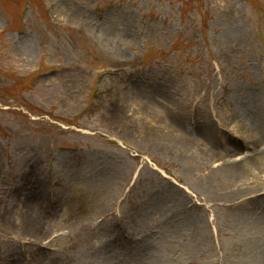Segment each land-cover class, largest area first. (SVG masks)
Listing matches in <instances>:
<instances>
[{"label": "rangeland", "instance_id": "1", "mask_svg": "<svg viewBox=\"0 0 264 264\" xmlns=\"http://www.w3.org/2000/svg\"><path fill=\"white\" fill-rule=\"evenodd\" d=\"M167 101L192 147L203 123L234 153H173L142 124ZM253 108L264 132V0H0V264H236L264 248V190L207 183L264 149L240 133ZM35 182L40 237L14 207Z\"/></svg>", "mask_w": 264, "mask_h": 264}, {"label": "bare ground", "instance_id": "2", "mask_svg": "<svg viewBox=\"0 0 264 264\" xmlns=\"http://www.w3.org/2000/svg\"><path fill=\"white\" fill-rule=\"evenodd\" d=\"M26 43V41L24 42ZM162 105V106H161ZM159 106H155L152 108L154 109V112L152 113V118H146L145 121L142 123L144 126L145 124L151 128H153L157 132L158 136H163L168 139L169 143L168 145L172 146L173 153L177 152L176 150H189L192 151L193 148L195 152L191 153L192 156L195 158H203V159H211L218 157L222 152L229 156V152L231 151L234 153V150L229 147V143H226V145H223L221 148L214 147L215 143H217V140H219L221 136V131L216 132L213 127L210 128V126H205V124H199V139L197 142V145H194L193 147L189 143L190 137L188 136L189 133H185L182 128L179 129V127H182L185 125V117L182 115H176L177 118H175V122L168 123V119L164 116H162L165 109H169L170 106L173 105L170 102H163ZM151 106V104H149ZM172 107V106H171ZM178 108V107H177ZM182 109H184L182 107ZM253 110V117L251 118L252 123L247 127L246 125L241 126L240 133H243L246 135L247 138L253 139L257 136V140L264 142V132L261 128V121L259 118V115L261 114L260 108L257 109L256 116H255V108ZM183 114V113H182ZM257 117V118H256ZM240 121V119H238ZM237 121V123L239 122ZM169 124V125H168ZM209 124V123H208ZM229 126H236L234 122L231 123ZM243 129V130H242ZM224 137H227V140H233V137L225 134ZM192 139V138H191ZM151 142V141H150ZM178 143L180 146H173L172 144ZM153 147H157V145H161V140L154 139L152 141ZM170 147V146H169ZM192 148V149H190ZM198 158V159H199ZM197 161V160H196ZM253 170L258 171H264V149L260 152H257L255 154L250 155L247 158H241L240 160L233 159L230 166L228 168L221 167L216 169L212 175L209 177L208 182L210 187H216L220 188V185L222 184L223 188H228L230 184L235 183L236 181H240L242 183L248 184L249 187H243L240 186L237 190V192H240L245 196L249 191H253L251 193H255L261 190H264V178L261 181H258L256 183L249 182H243L241 180L252 176L254 174ZM257 171V172H258ZM206 183V182H205ZM116 188V187H115ZM112 189L111 194L115 193L117 194L119 192V189ZM31 191L29 193H26V188H22L19 190V192H15L14 196L17 194V197L14 199V207L20 206L24 204L23 208L28 209L29 217L31 218V221L33 223H36V226L34 227V236L40 237L42 236V232L44 231L41 229L42 226H40L41 223H43L40 213L37 211L33 214L34 210L41 209L43 206V200L41 197L42 191L37 188V183L35 182L33 185H31ZM29 189V190H30ZM40 189H43V184L40 185ZM248 190V191H247ZM250 193V194H251ZM248 195V194H247ZM43 196V194H42ZM241 196V197H243ZM32 215V216H31ZM38 224V225H37ZM207 229V224H205L204 228ZM43 228V227H42ZM178 233V232H177ZM247 243L245 244L246 247ZM243 252L244 259L242 261H238L236 264H264V248H256L255 245L252 246V248H245ZM186 257V256H185ZM158 258V253H153L152 258H147L149 261H155ZM235 264V263H234Z\"/></svg>", "mask_w": 264, "mask_h": 264}]
</instances>
